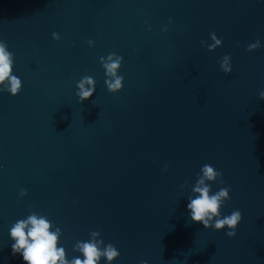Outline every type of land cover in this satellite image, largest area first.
<instances>
[{
  "label": "water",
  "instance_id": "95a60500",
  "mask_svg": "<svg viewBox=\"0 0 264 264\" xmlns=\"http://www.w3.org/2000/svg\"><path fill=\"white\" fill-rule=\"evenodd\" d=\"M0 40L22 82L0 91V264H24L8 232L32 213L60 227L67 259L96 231L113 264H264V0H0ZM84 76L96 91L78 103ZM205 164L213 191L231 189L222 214L242 213L235 238L188 220Z\"/></svg>",
  "mask_w": 264,
  "mask_h": 264
},
{
  "label": "clouds",
  "instance_id": "9594fccd",
  "mask_svg": "<svg viewBox=\"0 0 264 264\" xmlns=\"http://www.w3.org/2000/svg\"><path fill=\"white\" fill-rule=\"evenodd\" d=\"M163 31L166 32L167 28H164ZM59 38L58 34H52L53 40L58 41ZM210 39L212 43L206 45L208 52H214L222 46V40L218 39L215 33L210 34ZM86 43L89 48L93 47V41L88 40ZM201 44L205 46V42L202 41ZM260 47L261 43L257 40L248 45L247 51L254 52ZM122 60L123 58L115 53L100 58L101 67L104 69L106 77L104 84L109 94L115 95L122 91L124 78L117 72ZM217 62L223 74L226 76L231 74L230 55H224ZM75 88L78 103L89 101L96 91L94 78L91 76L82 77L76 83ZM21 90L22 82L13 74V54L9 51L7 43L0 40V91L6 92L14 98ZM259 100L264 101V91L259 92ZM164 171H167V168ZM217 181L221 184L224 183L221 172L209 164L200 168L192 187L193 195L187 199L188 220L198 223L205 230L224 232L227 238L232 239L235 238L238 226L242 222V213L236 209L228 215L222 214L223 207L230 200L231 189L225 186L213 191L211 185ZM19 195L23 197L27 193L21 190ZM61 234L60 227L54 226L47 216L36 213L17 220L8 232L12 241V254L19 255L24 264H100L102 258L106 264H113L119 258L120 253L116 247L112 244L104 245L102 240H97L96 237L100 233L94 231L90 233L92 239L77 241L74 245L73 251L78 252L79 255L67 259L65 248L59 244ZM140 264H147V261L142 260Z\"/></svg>",
  "mask_w": 264,
  "mask_h": 264
}]
</instances>
